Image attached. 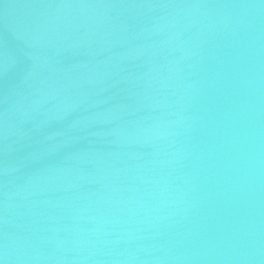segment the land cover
<instances>
[{"label": "water", "instance_id": "water-1", "mask_svg": "<svg viewBox=\"0 0 264 264\" xmlns=\"http://www.w3.org/2000/svg\"><path fill=\"white\" fill-rule=\"evenodd\" d=\"M0 264H264V0H0Z\"/></svg>", "mask_w": 264, "mask_h": 264}]
</instances>
